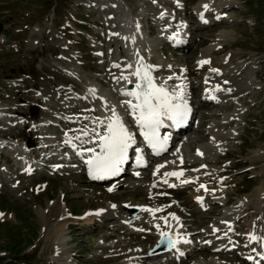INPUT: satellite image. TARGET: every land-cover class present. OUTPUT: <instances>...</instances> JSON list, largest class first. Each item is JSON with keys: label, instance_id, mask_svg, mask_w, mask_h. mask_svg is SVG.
Returning a JSON list of instances; mask_svg holds the SVG:
<instances>
[{"label": "rangeland", "instance_id": "374dc122", "mask_svg": "<svg viewBox=\"0 0 264 264\" xmlns=\"http://www.w3.org/2000/svg\"><path fill=\"white\" fill-rule=\"evenodd\" d=\"M126 1L134 15L143 19L144 23L147 21L150 31L154 32L148 39L156 42L158 49L152 53L161 64L193 70L199 60L206 59L210 61L209 65L225 62V71L239 67L240 70L250 69L254 74L255 83L247 85L232 97L236 102L227 101V97L219 106H202L198 109L195 119L190 122V134H182L174 143L176 150L181 147L187 158H192L197 152H204L214 160L222 158L221 163L213 162L220 169L227 163L238 161L233 173H240L232 181L220 174L213 175V179H196L192 187L182 194L176 189L153 188L158 190V195H165L167 199L164 201L161 196H149L144 184L125 186L135 180L145 183L146 178L134 179L128 174L124 175L119 179L124 185L118 191L127 193H120L123 194L121 197H111L113 191L109 189L112 185L101 183L102 186H95L87 180L84 170L72 173L71 169H59V176L53 166L45 165L38 167L39 171L34 176L19 175L9 173L5 158L1 157L4 179L9 185H18V190L4 188L8 184L3 185L4 179L0 178V264H129L131 261L128 258L137 254V250H142L139 254H150L156 245L159 246L158 251L166 249L168 243L162 233L158 236L155 234L161 231L159 223L167 218L171 217L172 223L186 229L188 238L193 231L204 230L208 222L211 226L209 219L220 213V208L214 211L216 203L236 199L233 206L229 205L223 210H237L238 213V208L246 200L252 209H258L256 200L261 193L264 194V0H238L236 9L225 12L234 20L230 23L228 20L229 24L224 23L227 25L217 28H213V23L197 28L198 24L193 23L197 16L195 8L203 1L210 0ZM106 6V0H0V106L11 109L1 111L0 136L12 124H16L12 130L14 133L22 129L26 116H18L15 108L25 110L34 119L24 138L26 143L28 140L33 142L32 146L43 136L32 131L37 122L52 121L54 131L45 133L49 139L67 132L57 116L71 118V114L62 109L63 106L70 107L68 91L81 94L88 98L86 101L91 100L93 110L96 105L103 104L101 99L89 92L88 86L93 84L104 91L113 87V82L105 78L109 73L106 61L109 57V37L121 27L120 23L118 26L106 24V18L110 15ZM163 12H169L181 20L184 26L181 31L188 49L176 48L164 39V34L170 32L174 23L178 24L179 21L168 23L160 17ZM184 29L192 35L188 36ZM160 31L164 33L161 35ZM222 33L224 36H220ZM118 40V50L123 54L119 36ZM202 75V72H192L190 75V80L198 86L197 95L203 91L200 83H206ZM61 87H67V90L61 92ZM38 99L43 103L38 104ZM74 101L82 103L81 99ZM46 113L50 115L48 119ZM226 117L236 120L228 123ZM203 119L205 121L202 123ZM79 126L82 133L80 139L92 145L96 141L94 134L81 123ZM49 128L41 126L39 131ZM85 132L88 135H84ZM189 136L192 141L185 142L184 139ZM0 141L20 142L1 137ZM215 143H223L222 150H216L212 145ZM8 145L12 146L10 143ZM5 150L9 152V149ZM258 156H262V161L256 165L251 163ZM65 164L69 167L73 163ZM130 199L136 200V206L122 209ZM172 204L175 210L153 211ZM143 205L151 211L142 209ZM207 206L210 211L213 210L212 213L205 211ZM54 207H60L63 214L54 215L49 230H46L42 215ZM106 208L111 212L105 217L99 216ZM126 209H133L132 215L135 216L141 213L146 222L130 221L125 217ZM114 217H118V220L110 221L112 224L105 228L104 221ZM225 218L223 215L219 222H215H227L230 217ZM221 227L226 228V225ZM235 232L241 238L227 234L223 239L227 249L223 241L217 243L215 247L218 252L216 250L214 253L220 252L219 256L200 253L185 257L193 250V241L188 238L182 245H175L183 252L187 249V254L174 264H216L218 261L222 264H251L238 258L234 251L244 244L242 235L249 231L235 229ZM148 237L152 240H147ZM202 241L200 238L194 242ZM169 257L161 256L158 261L165 264ZM136 263L145 264L141 260Z\"/></svg>", "mask_w": 264, "mask_h": 264}, {"label": "bare ground", "instance_id": "6f19581e", "mask_svg": "<svg viewBox=\"0 0 264 264\" xmlns=\"http://www.w3.org/2000/svg\"><path fill=\"white\" fill-rule=\"evenodd\" d=\"M106 1H107L106 8H108V11H110V15L107 16L106 18V21H107L106 24L108 26H118V24L120 23L119 25L121 26L118 30L117 29L114 30L115 32H112L109 37V41H110L109 42L110 48L108 51L109 57H108V60H106L109 65V73L106 74L107 76L105 78H109L113 82V87H111L109 90L104 91V90H100L95 85L90 84L88 86V90L91 94H93V96L101 99L103 101L102 103L109 102L111 104L113 100L115 99H119L120 102H124L128 99V96L124 95L125 90L123 89V85H124L123 83L125 82V79L121 78V74L125 71L124 69L126 68V59H127L126 55L128 53V49L125 48V46L127 44H130L132 46L134 44L132 39L136 37V35L139 33L140 30H141L140 32H142V25L144 24L142 21L143 19L134 15L133 11L131 10L130 6L127 4L126 0H106ZM237 1L238 0L203 1L198 7L195 8V12H197L199 15L202 14L203 20H201L198 15V17L195 16V20H194L195 22L193 21L192 22L194 24L195 23L198 24L197 28H201L204 25H208L211 22L215 24L213 25V28L222 27V26L224 27L227 24H229L230 21L232 22L234 20V19H230L229 16H226L225 12H227L228 9L229 10L236 9ZM108 5L111 8H109ZM204 5H208V8L205 9ZM208 14H209V19L207 23L206 18L208 17L207 16ZM160 17L163 20H166L168 23L172 21H179V23H181V25H179V23L178 24L174 23L175 26L174 28H172V30L174 31L170 30V32L164 34V37H165L164 39L174 44L176 48H180V49L182 48L183 50L184 48L188 49L189 45L188 43H185L184 36L181 31V29L184 27L182 26L183 23L181 22V20H179L178 18H175L169 12L168 13L163 12V14ZM228 20H229V23H227ZM224 23H227V24H224ZM175 29L177 31H175ZM119 30L121 32V38H122L121 40L122 43L120 42L121 43L120 45H122V47L124 48L123 54L120 53V51L118 50L119 48L117 46L118 37H115L116 33H118ZM174 34L176 36V39H170V37H173ZM190 35L192 34L191 33L188 34V36ZM220 36H224V33L220 34ZM141 40H144V39H140V41ZM146 43L148 44V46L146 48L140 49V51H142L143 53V54H140V56L154 63V68H155L154 74L156 75V77H159V79H165V81H167L166 86L170 89V91L174 89H178V88L183 89L188 106L190 108V113H189V117L187 118V121L191 122L192 119L196 117V114H198L196 113V111L200 109L202 106H205L207 108H213L217 105L219 106L220 102H222L227 97L229 98L227 101H232L233 103L236 102L232 97H235L239 92H242L243 89L247 85L255 83L254 74L253 73L251 74L250 69L240 70L241 68L238 67L236 69L229 68L227 71H225L227 67V64L225 62H218L215 65H209L208 63L201 65L200 62L206 60V59H201L197 62L196 64L197 67L193 70H191L190 68H179L175 65H169V66L167 64L163 65L159 62V58L154 53H152L153 51H156V49H158V46H156L157 45L156 42H154V40L152 41V39L150 40L147 38ZM133 48L136 50L137 49L139 50V48L136 47L135 44ZM189 58L191 59V57ZM189 58L187 59V61L189 60ZM212 69H218L219 71L213 72ZM192 72H195V73L202 72L203 74L202 78L206 80V83L204 84L200 83L203 87L202 94L200 95H197V93H195L196 88L198 87L197 84L194 81L190 80V75ZM65 90H67V87H61L60 91L64 92ZM68 93H69V96L67 99H69L70 107L63 106L62 109L70 113L71 118L65 115L57 116L64 123L65 129L67 130L68 133L63 131L60 133V136L58 137L55 136V138L49 139L45 135V133L54 131L51 128V126L53 125L52 121L46 120L43 122H37L34 124L32 131H34L35 133H39L43 136H41V138L35 143V146H32L34 144L33 142L30 143L29 142L30 140H28L27 143L24 142L26 132L30 130V124L33 123L34 119H32V117L28 115L25 110H19L15 108L14 112L18 116H26L25 122L22 125V129L14 133L12 130H13V127H16V124L10 123L12 124V126L10 125L7 128H5V131H3L1 136H3L4 138H13V139L15 138L14 141L17 139V140H20V142L12 143L11 141L9 142L10 144H12L11 146V145H8L9 144L8 142L3 143L2 141H0V155L1 157L5 158V162L7 163L9 173H18L19 175L34 176L39 171L37 164L41 163V160H40V163L36 162L37 160L43 159L44 161H48V162L57 160V165H54L53 168L55 169L56 173L59 176H60L59 169H62V170L71 169L72 173L80 172V169H81L85 171V176L87 180L90 182H93L95 186L96 185L100 186L101 185L100 182L104 181V180L99 181L97 179H93L92 176L89 174V166L86 163H84L82 160V155H80V152H83V155L86 156L88 152L86 150L91 148L90 146L91 144L87 143L85 140L80 139L82 137L81 136L82 133L79 131L80 130L79 123L85 126L89 132L94 134L96 141L92 144V146L95 145L96 142L100 143L99 136L102 135V133L105 131V127L103 124L99 123V121L101 120H97L96 117L94 116L95 110H93L94 108L92 107L91 100H88L89 102L86 101V99L88 98L85 99V97H82L81 94L74 93V91H68ZM78 99L79 100L81 99L82 103H78L74 101V100L78 101ZM71 102L74 104H72ZM37 103L41 104L43 103V100L38 99ZM8 109L9 111L11 110L9 107ZM8 109L7 107L0 106V116L2 115L1 114L2 110H8ZM124 109L126 110V108ZM122 110H121V113H119V115L121 116V118L122 117L124 118L125 114H124V111ZM102 114L106 118L110 117L108 112H103ZM46 115H48L46 118L48 119L50 115L48 113H46ZM226 118L229 120L228 123H232L234 122V120H236L234 117L233 118L226 117ZM2 120H3V117H0V122ZM204 121L205 119L202 120V123ZM166 122L168 121H165V123ZM41 126H47L50 128L46 131L43 130L41 132L39 131ZM184 127L186 128L183 130L182 134L187 135L190 131L191 125L186 124ZM93 129H95V132H93ZM166 130H169V128ZM180 137H176V140L171 139L169 142L166 143V147L164 148V150L160 151L159 154L156 153L155 156H153L152 158L143 157L144 163L142 164L135 163L136 164L135 170L132 172L128 170V167L133 162L127 158L126 162L122 165V170L120 171V173L116 176H112V177H115V179L113 178L112 181L109 183V185H112L110 186V189H112L113 191V193H111L110 196L116 197L119 195L118 197H121L123 196V194H120V193H124V194L127 193L123 191L119 193L118 191L119 188H121V186L124 185V183L119 181V179H121L124 175H127V174L130 175V177L134 179L146 178L147 181L145 183L143 182L140 183L139 181L135 180L133 182H130L129 185L128 184L125 185L126 187H132L137 184H140V185L144 184L148 189L147 190L148 193H150L149 196L153 198H157L158 196H161L162 200L165 201V199H167L165 195L163 193L158 195V190H154L153 188L176 189L179 191L178 192L179 194H182L187 190V188L192 187V182L196 181V179H199V178L213 179L212 177L213 175L217 176L220 174V175H224L225 177L231 178V180L230 179L229 180L232 181L233 178L237 175V173H240V171L237 173H233V168L238 165V161H235L233 164L227 163L223 169H220V167H215L213 162L215 164L221 163L222 158H218L216 160L210 159L209 157L206 156L204 152L203 153L197 152V155H194L192 158L190 157L187 158V154L183 152L181 147L177 148L176 150V145L174 143ZM69 140H71L72 143H68L67 141ZM184 140H186L185 142L187 141L189 142V140L192 141L190 136L186 137ZM214 141H216V139H214ZM73 145H75V147ZM173 145L175 146L172 147ZM212 145L216 147V150H222L221 145H223V143H215ZM171 148L174 149L175 151L171 150ZM5 149H9V152H7ZM41 150H46V151L49 150V153L47 152L42 153ZM61 151H64V152L62 153ZM200 151H203V149H201ZM67 153L69 155H67ZM227 155L229 154H226V156ZM38 156L40 158L35 161L37 163L35 164L33 162L34 159L32 158L33 157L37 158ZM19 161L25 163V166L22 169L20 168V165L18 164ZM261 161H262V156H258V157L253 158L251 163L256 165L258 162H261ZM70 162L73 164L67 167L65 163H70ZM74 162H77V164L74 165ZM45 165L49 166L45 163L42 166H45ZM161 165H163V167H159ZM171 172H183V175L182 176H166L165 175V173H171ZM137 173H139V175H137ZM0 178L2 180L4 179V173H3V170L1 169V165H0ZM6 184H8V182L7 180L4 179L3 185H6ZM4 188H10L11 190H18V185L14 183L10 185L8 184V186ZM258 198H257L258 200H256L258 204L257 210L252 209L251 204L245 200L243 203L241 202L242 203L241 205L239 204L240 207L238 208V210L240 211L238 213L235 214V212H232V214H229V215L225 214L226 216L225 220L227 219V217H230L227 219L228 223L226 221H224L223 223L214 222L212 227H210V229H209V226L206 225L204 227V230L201 229V230L193 231L192 234L189 235L188 237L192 239L193 241V250L190 253L187 254L186 252L184 255H181L183 250H180L179 246H174V247L171 246L169 249L158 251L159 246L156 245L155 249L152 250L150 254H145V253L139 254L140 252H142V250H137V254H133L128 258L131 261V263L129 264H133V263L138 264L136 263L137 260L138 261L141 260L145 262V264H160V262L158 261V258L164 255L170 256L168 258V261H165V264L167 262L174 264V262H176L178 259H181V257L185 256L186 254L187 255L185 257H188L189 254L191 256H196L200 253H206V254H209V256H213V255L219 256L220 252L216 254L214 253L216 250L218 252V249L215 247V244H216L215 242H217V240L223 241V239L226 238L225 236L227 234L228 236L233 235L236 238L237 236L241 238L240 235L236 234L235 229L236 230L246 229L247 231H249L247 234L242 235L244 244L241 245L239 243V245L241 246L237 248L235 247L236 249L234 251L236 252L238 258L248 263H250V261L247 259L248 258L247 256H249L252 259H254L255 257H259L260 259L263 258V261H264V239H260V240L251 239L252 235L264 238V194L261 193L258 196ZM225 203H229V202L225 201ZM128 206L130 207L136 206V200L130 199L126 204H124L122 209L127 208ZM173 206H174L173 204L166 205L164 207L162 206L160 208L153 209V211L154 212L155 211L166 212L169 210H175L176 207L174 206L173 208ZM220 206L221 204L216 203V205L214 206V211L219 210ZM144 208L146 209L147 206L143 205L142 209ZM49 211L50 212H46L42 215L44 219L43 224L45 225L46 230L50 227V223L54 220V215H57L58 213L63 214V211L60 209V207L50 208ZM205 211H210V209L206 208ZM212 211H210V213H212ZM110 212H111V209L106 208L104 211H101L99 216L105 217V215ZM132 212H133V209L131 210L126 209L125 217L128 218L132 222L133 221L134 222L139 221L143 223L146 222L144 219L145 217L143 218L141 213L138 214V216H135V215H132L133 214ZM141 212H143V210ZM258 213H259V216H258ZM59 214L58 216H60ZM95 214H97V212ZM233 217H234L233 222L229 223V220H231ZM170 218H167L165 221L159 223L161 231L158 229L159 231L155 235L158 236L161 233L167 232L171 236H173L175 240L178 241L175 245H182V243L188 241V238H186V233H185L186 229H184L181 226L177 227L175 223H172L173 221ZM115 219L117 221L118 217L105 220L104 221L105 223L103 224V226L105 228H108V225L112 224V222L110 221L112 220L114 221ZM239 223H242V224H239ZM225 225H226V228L221 227ZM227 226L229 229L227 228ZM116 231H119V229L116 228ZM150 237L146 239L152 240V238ZM200 238L203 239L202 242H199V243L194 242ZM224 242L225 240L223 241V244H225ZM226 245L227 244H225V248H226ZM218 248H221V246L220 247L218 246ZM195 250L196 251L199 250V251L195 252ZM216 264H222V263L218 261Z\"/></svg>", "mask_w": 264, "mask_h": 264}, {"label": "snow or ice", "instance_id": "6c2138e0", "mask_svg": "<svg viewBox=\"0 0 264 264\" xmlns=\"http://www.w3.org/2000/svg\"><path fill=\"white\" fill-rule=\"evenodd\" d=\"M204 8L207 9L208 5H204ZM170 39H176L175 34ZM200 63L203 65L210 63V61L205 60ZM141 64L143 65L142 58ZM128 67L132 68L133 65L129 64ZM151 67V65L136 67L133 73L138 78L135 89L124 93V95L132 97L135 103L133 99L123 103L127 109L131 110L130 114L134 117V122L138 125L145 141L159 154L160 151L164 150V145L167 143V137L160 135V129L164 126L165 121H171L176 126L181 125L187 120L190 108L183 89L178 88L170 91L164 84H157L151 73ZM212 71L218 72L219 70L212 69ZM122 78L128 79L126 76ZM99 123L105 122L99 121ZM84 135H88V133L85 132ZM99 140L101 141L99 152H96L94 148L86 150L93 153L86 161L89 165V174L93 179H104L108 176L118 175L128 158L129 149L135 143L134 134L126 126L121 116L113 111L112 118L106 123V131L99 136ZM67 142L72 143L71 140ZM73 146L75 147V145ZM136 151L139 153L140 149H136ZM80 155H83V152H80ZM136 162L137 164L144 163L143 156L138 155ZM159 167H163V165ZM165 175L182 176L183 172H171L165 173ZM202 187L204 186L202 185ZM145 210L151 211V209ZM162 236L172 247L178 242L172 239L167 232L162 233ZM251 239L260 240L264 238L252 235Z\"/></svg>", "mask_w": 264, "mask_h": 264}, {"label": "water", "instance_id": "95a60500", "mask_svg": "<svg viewBox=\"0 0 264 264\" xmlns=\"http://www.w3.org/2000/svg\"><path fill=\"white\" fill-rule=\"evenodd\" d=\"M0 29H1V25H0ZM168 246V245H167Z\"/></svg>", "mask_w": 264, "mask_h": 264}]
</instances>
